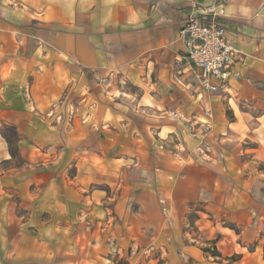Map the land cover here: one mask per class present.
<instances>
[{
	"label": "crops",
	"instance_id": "obj_1",
	"mask_svg": "<svg viewBox=\"0 0 264 264\" xmlns=\"http://www.w3.org/2000/svg\"><path fill=\"white\" fill-rule=\"evenodd\" d=\"M211 10L242 75L215 94L202 90L180 40L190 16L205 19ZM182 119L221 150L248 138L264 146V0H0V129L16 128L24 159L15 165L0 134V264H116L134 247L146 251L140 264L242 263L243 249L216 250L228 237L202 227L201 215L223 212L232 226L222 229L240 235L238 214L253 213L254 200L211 185L205 173L227 149L216 159L210 144L202 160L196 142L170 153L149 142L147 128L174 134L190 127ZM101 141L117 158L99 156ZM58 147L61 161L41 158ZM119 179L115 197L97 187ZM191 217L201 238L186 227ZM254 244L249 259L264 264Z\"/></svg>",
	"mask_w": 264,
	"mask_h": 264
},
{
	"label": "rangeland",
	"instance_id": "obj_2",
	"mask_svg": "<svg viewBox=\"0 0 264 264\" xmlns=\"http://www.w3.org/2000/svg\"><path fill=\"white\" fill-rule=\"evenodd\" d=\"M121 84L123 85V83ZM109 86L110 85L103 87L106 91V95H111L109 94L110 93ZM124 86H125L126 92H128L129 94H134L136 97H138L141 94L140 90L133 84L124 83ZM231 104L234 108H236L233 102ZM241 110L245 112L250 111L253 116H257L259 114L257 111L256 112L253 111L252 106H247V107L241 106ZM227 112L229 114L231 111L228 110ZM133 121L136 124H138L139 122L142 123V126H144L143 124L144 122L145 123L148 122V125L150 127L152 126L150 120L145 121L139 118H135V120ZM181 121H183L184 123H187L189 121L190 127L187 128L186 126H183L182 124H180L179 132L174 133V134H169V135L159 134L158 132H155V129L151 130V128H147V130L149 131L148 133L149 142L151 141L152 142L151 144H158V149H160L161 151L165 153H170L169 151H171L175 147V145H180L181 149H184L189 143V141L196 142L197 143L196 145L201 146L198 149V151L202 153V156H201L202 160L203 158L206 159L204 152L208 153V151L212 147L210 146V144H212L213 146L214 145L217 146L216 150L214 151V154H215L214 157L216 159H218V157L221 155L225 156L224 150L226 151L227 149V155L224 158L222 157L223 159L222 163H214V165H204L203 166V168L206 170L205 173L211 176L212 178L211 185L219 187L220 189H222V191L225 187L229 188L228 191L230 189L239 190L242 193H244L247 199H252V201L254 200L253 201L254 207L252 208L253 213L247 214V215L238 214L237 216L238 219L242 220L241 223L238 222V225L240 224L241 226L240 235H236V233L234 232H230L227 230L224 231L222 229L224 225L232 226L231 223L229 222V219L226 217L227 215H229L228 217H231V215L224 214L223 212H220V213L218 212L212 216H208L204 214L201 215L205 221L203 222L202 227L205 226L207 228L206 230H208L209 232V235H212L213 237H216L218 232L224 235V237L225 236L228 237V239L223 238V240L219 243V246L215 247L216 250L226 252V251H232L234 248H237L238 250L243 249V251L247 254V257L240 264H252L251 260L249 259L250 256L248 252L255 250L254 248L255 242L258 243L257 246L259 248V253L261 254V256L263 255L264 257V146H262V144L260 143V146L262 147L261 148L259 146V143H257L256 140L248 138V139H243V141L241 140L237 141L238 142L237 146H235L234 144L235 141L229 144L224 143L222 145L223 146L222 148L224 150L223 149L221 150V148H218L219 146L217 145V141H218L217 138H214L213 136L209 137L210 140L208 141V144L206 143L205 140L207 137L203 135V131L201 130V128L197 127V124L195 122H191L192 121L191 119L189 120L182 119ZM156 123L158 126L160 125L158 121ZM7 127L9 126H3L0 129V131H3L8 137L12 139V142H13L12 148L16 152L14 156V160H15L14 162L16 166L21 167L23 165L24 159L19 152L18 140L13 137V133L11 131L6 129ZM104 129L106 130L107 128L105 127ZM150 130L152 131V133H150ZM138 137H140V135H138ZM101 138L105 139L103 136ZM197 141H199V143ZM99 147H100V150L97 151L99 156L101 157L109 156V157L117 158L112 155L111 151H108L106 149L107 147L106 143L103 144V142L101 141ZM88 148L89 146L86 145L85 149H88ZM137 153L142 154L144 152L140 153V150H139L137 151ZM148 153L149 154L151 153L150 155H152L151 151ZM83 154L86 156L88 153L84 151ZM142 155L145 156L144 154ZM63 157H65V155L60 147L52 148L49 151L48 156L46 157L41 156V158L45 159L46 162H50V161L59 162V160L61 161ZM70 157H72V159L73 158L75 159V154ZM96 162L102 163V160L100 158H97ZM135 167H136V164L131 163V168L133 169ZM75 170L76 169L73 165L68 166L67 173H66L68 177L72 178L76 172ZM57 173H59V171ZM215 176L219 177L217 178V182L214 181ZM116 177L117 176H115V178ZM119 180L120 181L118 182L116 181L115 183L116 185H114L113 187H110L109 185H106V184L105 185L103 184L97 187L107 191L108 194H110V196L113 195L114 193V197H115L116 192L118 191V188H121V184L123 182V179H119ZM258 199H259V203H258ZM213 202L221 205V203H223V199L220 197H217L213 199ZM106 206L113 207V205H106ZM138 208L139 206L137 204L133 205L134 211H138ZM106 220H107L106 222L107 224L109 222L110 223L114 222L113 216L111 215L107 216ZM78 221H87V220H86V217L82 215L80 216ZM190 224H192V217L190 219L189 218L187 219L186 227L193 233L194 230H191L192 228ZM200 232L202 231L200 230ZM194 234L195 236L198 235L196 234V232H194ZM199 237L200 236L198 235L197 238ZM149 251L153 252V250L151 249H149ZM144 253L146 254V251L142 252L141 249H137L134 247L128 255L126 254V257L121 258L120 256H116L115 262L116 264H140L143 262L142 259H144V261L146 259V257L140 258V255ZM150 258L151 256L148 257V259ZM151 264H156V263L152 262ZM164 264H167V263L164 262ZM183 264H188V263H183ZM233 264H239V262L233 263Z\"/></svg>",
	"mask_w": 264,
	"mask_h": 264
},
{
	"label": "built area",
	"instance_id": "obj_3",
	"mask_svg": "<svg viewBox=\"0 0 264 264\" xmlns=\"http://www.w3.org/2000/svg\"><path fill=\"white\" fill-rule=\"evenodd\" d=\"M186 58L199 70L201 88L208 94L221 91L230 79H240L235 69L238 51L227 40L226 29L212 10L205 19L190 16L180 30Z\"/></svg>",
	"mask_w": 264,
	"mask_h": 264
},
{
	"label": "trees",
	"instance_id": "obj_4",
	"mask_svg": "<svg viewBox=\"0 0 264 264\" xmlns=\"http://www.w3.org/2000/svg\"><path fill=\"white\" fill-rule=\"evenodd\" d=\"M6 129L9 130V131H11V132L13 133V137H14L15 139L19 140V134H18V132H17V130H16L15 127H7ZM0 134H1V135L7 140V142L9 143V145H10V149H11V154H12V156H13V158H14L16 152H15V150L12 148V145H13L12 139H11L10 137H8L3 131H0ZM205 252H210V250H209L208 248H206V249H205ZM215 255H217V254H215Z\"/></svg>",
	"mask_w": 264,
	"mask_h": 264
}]
</instances>
